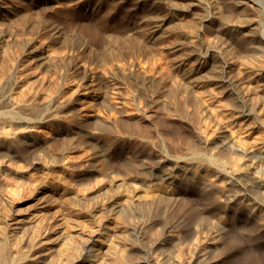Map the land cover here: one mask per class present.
Listing matches in <instances>:
<instances>
[{"label":"rangeland","instance_id":"rangeland-1","mask_svg":"<svg viewBox=\"0 0 264 264\" xmlns=\"http://www.w3.org/2000/svg\"><path fill=\"white\" fill-rule=\"evenodd\" d=\"M2 1V264H142L146 249L150 264H264L262 191L230 201L217 165L264 184V0ZM225 62L247 120L220 87L187 86ZM185 157L215 166L160 178Z\"/></svg>","mask_w":264,"mask_h":264},{"label":"bare ground","instance_id":"bare-ground-1","mask_svg":"<svg viewBox=\"0 0 264 264\" xmlns=\"http://www.w3.org/2000/svg\"><path fill=\"white\" fill-rule=\"evenodd\" d=\"M150 1H153V0H150ZM162 1L165 4H171L174 0H162ZM249 1L255 3V0H248V1L247 0H239L238 3H240V4H247V3H249ZM0 3L6 4V2H3L2 0H0ZM2 7L4 9H8L6 7V5H3ZM2 15L5 16V14H2ZM168 19H169V17L167 15H165V16H163V17H161V18H159L158 20L155 21L158 24L154 25V27H152L151 28V31H150L151 34H152V36H153V38H156V37L159 36V33L162 30L161 28L167 22ZM246 19L247 18H243V20H246ZM248 20H250V19H247V21ZM244 22H246V21H243V23ZM246 26H248V25H245L244 27H246ZM48 30L49 31H53L52 32L53 33L52 34L53 35L52 37H55V39L61 38L62 33H63L61 28H59V27L57 28V27L52 26V25L49 26V29ZM45 31H47V30H45ZM263 35H264V33H263ZM260 42L261 43H264V36L261 37ZM180 44H182V43H180ZM180 44H178L177 46H175V48L177 50H181L182 49V47H180L181 46ZM38 57H40V55ZM38 57H36V58H38ZM41 59H43V58H41ZM43 61H40V62H42V64L43 63L45 64L46 62H43ZM48 65H55V64L48 63ZM73 65H79V63H74ZM216 66H214V68L212 70L213 71L212 74L211 73H205V74H203L201 71H200L201 73H198V74L190 73L187 76L185 74L184 76L187 78V82L186 83H187V86L190 87L189 89H191L195 93V91H196L195 89L202 88V87H205V86H208V85H214L216 87H220L223 90V93L224 94H228L229 95L228 97H230V95H232L231 97L236 102V106H235V104H234V106L237 109V112L239 114H241V116L244 117V119H246V118L248 119L251 116L255 115L256 114V110H255L256 108H252V105L250 103V98H249L250 96L248 97L246 95V91L244 92L245 89L242 90V88H241L242 85L238 84V81L239 80L237 81L234 78V76L231 74V72H232L231 71V69H232L231 68V65L229 63L225 62L224 64L221 65V68L219 66H218L219 68L216 67ZM207 74H211V75H208L207 76ZM185 77H184V79H185ZM136 78H138V77H135V79ZM141 78H139V81H140ZM142 80H144L143 82H145V78H143ZM139 81L137 83H140ZM143 82H141V84ZM151 83L149 82V84H151ZM145 85H147V84H145ZM152 95L153 94H151V96ZM149 98L152 101V103H150V105L151 104H155V105L151 106V111H153L154 108H156L159 105V103H160V94L157 93V95L155 94V96H152V97H149ZM234 100H232V101H234ZM155 110H157V109H155ZM144 117H145V119H150L151 118V115H149L147 113V114H144ZM225 143H226V145H230L233 148L234 156H235V154L237 155L238 152H239V155H240V152L244 150L243 147L241 146V144H238V142L236 141V139L235 140L229 139V138L227 139V137H226ZM237 156H235V157H237ZM179 162L190 163V164L191 163H198L200 165H205L206 168H209V167L212 168V166H215V162L213 160H207V159H202V158H197L196 159L195 157H192V158L191 157H185L184 160H182V161L174 162V163H176V165L174 167H170V168H167V166H166V163H168L167 160H161V161H159V162H157L155 164V169H158L160 172H162V176L160 175V178L161 179H166V178L167 179H172V177L174 175V172L177 171L178 169H180L179 167H181L179 165L180 164ZM259 162L264 166V153H263V156L259 159ZM217 165H218V167H220L219 168V171L221 172V174H227L228 173V176L230 178L229 181H230L231 186L229 188V191L226 192V194H225V195L228 196L227 198H229V200L231 199L230 201H233L234 202L235 200H237V199H239L241 197L248 196L249 192H251L253 190H255V192L261 190L262 192H260V194L264 197V184L262 182H259L258 183L256 181H253V182L246 181L245 178H244V176L242 174H240V175H232L230 173L232 171H227L229 169H224L218 163H217ZM219 173H218V175H219ZM226 177H227V175H226ZM251 186L258 187L259 189L257 188V191H256V188H252ZM210 191L212 192V190H210ZM136 198H138V197H136ZM120 200L121 199H117V198L112 200V206H113V208L116 211L119 209V207L122 206ZM183 210H185V209H183ZM216 237H217V235H216ZM216 237H215V239H216ZM94 241H95L94 238L93 239H90L86 243V245L87 246H92V244H93ZM216 241L217 240H214L212 242V244L213 243H216ZM148 250H150V249H148ZM148 250L147 249L144 250V254L146 255V257L141 261L142 264H150V258L148 257V254H149V251ZM4 258H5L4 257V250L1 249L0 250V264H2L4 262Z\"/></svg>","mask_w":264,"mask_h":264}]
</instances>
